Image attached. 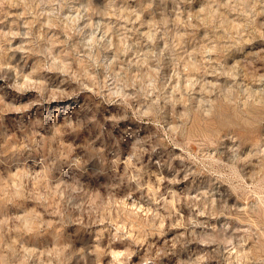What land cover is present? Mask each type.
I'll use <instances>...</instances> for the list:
<instances>
[{
    "label": "rangeland",
    "instance_id": "rangeland-1",
    "mask_svg": "<svg viewBox=\"0 0 264 264\" xmlns=\"http://www.w3.org/2000/svg\"><path fill=\"white\" fill-rule=\"evenodd\" d=\"M0 264H264V0H0Z\"/></svg>",
    "mask_w": 264,
    "mask_h": 264
}]
</instances>
